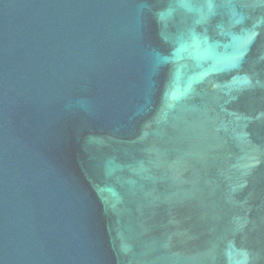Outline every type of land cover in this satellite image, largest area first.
<instances>
[{
  "label": "water",
  "instance_id": "water-1",
  "mask_svg": "<svg viewBox=\"0 0 264 264\" xmlns=\"http://www.w3.org/2000/svg\"><path fill=\"white\" fill-rule=\"evenodd\" d=\"M0 264H264V0H0Z\"/></svg>",
  "mask_w": 264,
  "mask_h": 264
}]
</instances>
